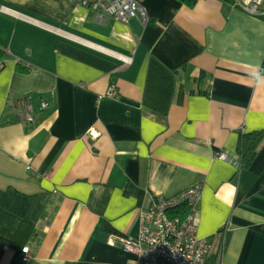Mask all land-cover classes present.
Masks as SVG:
<instances>
[{
	"label": "crops",
	"instance_id": "1",
	"mask_svg": "<svg viewBox=\"0 0 264 264\" xmlns=\"http://www.w3.org/2000/svg\"><path fill=\"white\" fill-rule=\"evenodd\" d=\"M235 1L138 0L142 25L0 0V264H135L138 211L198 184L208 261L264 264V135L238 153L264 132V15Z\"/></svg>",
	"mask_w": 264,
	"mask_h": 264
},
{
	"label": "built area",
	"instance_id": "2",
	"mask_svg": "<svg viewBox=\"0 0 264 264\" xmlns=\"http://www.w3.org/2000/svg\"><path fill=\"white\" fill-rule=\"evenodd\" d=\"M89 7L99 15V20L113 19L123 24L138 20L142 25L149 21L146 11L138 0H73ZM235 6L252 16L264 15V0H236ZM107 95H115L114 88ZM23 119L34 122L31 105L21 100ZM47 104L42 103L45 109ZM14 114L19 110L13 108ZM92 138L96 136L91 134ZM219 158L225 160L224 154ZM201 185H195L176 197L154 198L147 208L138 211L139 230L136 239L122 241L121 249L135 257V264H212L208 261L212 245L206 239L197 236L199 223L198 203ZM214 264H223L217 262Z\"/></svg>",
	"mask_w": 264,
	"mask_h": 264
},
{
	"label": "trees",
	"instance_id": "3",
	"mask_svg": "<svg viewBox=\"0 0 264 264\" xmlns=\"http://www.w3.org/2000/svg\"><path fill=\"white\" fill-rule=\"evenodd\" d=\"M176 1L188 7H192L199 0H176ZM223 1H230V0H223ZM5 58H6L5 53L2 50H0V66L4 62ZM261 74L264 75V62L261 66ZM263 135H264L263 131L241 135L238 145V153L240 155L242 168H248L251 165L253 159L255 158V155L257 153V148L262 140ZM0 242L3 241L0 240Z\"/></svg>",
	"mask_w": 264,
	"mask_h": 264
}]
</instances>
